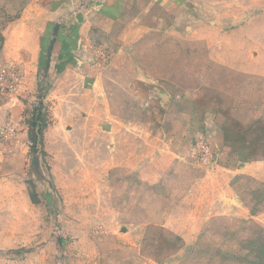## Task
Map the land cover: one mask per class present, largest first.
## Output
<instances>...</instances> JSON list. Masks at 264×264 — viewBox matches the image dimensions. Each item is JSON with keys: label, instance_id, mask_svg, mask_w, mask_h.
I'll list each match as a JSON object with an SVG mask.
<instances>
[{"label": "rangeland", "instance_id": "1", "mask_svg": "<svg viewBox=\"0 0 264 264\" xmlns=\"http://www.w3.org/2000/svg\"><path fill=\"white\" fill-rule=\"evenodd\" d=\"M59 32L107 60L56 106L63 50L32 68L0 264H264V0H0V67Z\"/></svg>", "mask_w": 264, "mask_h": 264}, {"label": "crops", "instance_id": "2", "mask_svg": "<svg viewBox=\"0 0 264 264\" xmlns=\"http://www.w3.org/2000/svg\"><path fill=\"white\" fill-rule=\"evenodd\" d=\"M59 35H60L59 41L60 42L62 41V43L57 42L52 46L51 54H50L51 57L48 66L49 67L51 66L50 69L53 68V65L58 62L56 61V59L58 58L61 59L60 57H62V55H60V51L63 50V56L66 57L65 58L66 60L64 61L68 63V68H69V72H71V75L52 76L54 81H57V85L51 91V95H50L51 102L55 106L57 104H60V100L62 98L60 94L63 93L62 90L64 89L65 91L69 92V95H71L68 96L71 101L77 98L78 95L81 94L84 95L85 93L94 90V88L99 83V79H100V75L98 73V69L101 66L100 64L101 62L107 60V56H108L107 55L108 52L104 50L100 45L95 46V45L83 44L81 43L78 37L76 38L73 45L69 46L70 43L68 41L73 40V38L67 37V34L64 32H59ZM92 46H94V48ZM48 48L49 46L44 47V43L41 42L33 47L25 48L24 50H21L20 53L17 54V57L19 58L18 61L21 58H23L26 64L29 65V72H28L29 77H27V81H24V74L22 71L23 80L18 92L15 95H13L11 98H5V99L0 98V132L1 129L4 127V125L6 124H11L13 126V122L10 119V116H12L13 108L14 110L15 108L21 110L23 107H25L27 103V101L25 100L27 97L26 93L27 94L32 93L36 82L32 68L37 65L39 57L42 56L44 52L47 55ZM95 49L100 50L106 56V59L103 60L101 57H98V59H96V55L94 54L96 52L94 51ZM89 52H91V54ZM26 54H28V56H26ZM54 98L56 99V102H54L53 100ZM94 101L99 104L100 98L96 96V98L94 97ZM97 107H98L97 105H94V107H92V110L95 111V108ZM8 142H12V141L8 140L5 143L1 142V145L4 146L6 144L5 146H7Z\"/></svg>", "mask_w": 264, "mask_h": 264}, {"label": "built area", "instance_id": "3", "mask_svg": "<svg viewBox=\"0 0 264 264\" xmlns=\"http://www.w3.org/2000/svg\"><path fill=\"white\" fill-rule=\"evenodd\" d=\"M94 54L96 57H101L103 60L106 56L98 49ZM23 80L22 70L18 65L9 64L0 68V98H11L15 95ZM15 127L11 124H6L1 129V142H7L10 137L15 136Z\"/></svg>", "mask_w": 264, "mask_h": 264}, {"label": "water", "instance_id": "4", "mask_svg": "<svg viewBox=\"0 0 264 264\" xmlns=\"http://www.w3.org/2000/svg\"><path fill=\"white\" fill-rule=\"evenodd\" d=\"M51 49H52V45H50L48 50H47V59H46V65L47 66L49 65V61H50Z\"/></svg>", "mask_w": 264, "mask_h": 264}]
</instances>
